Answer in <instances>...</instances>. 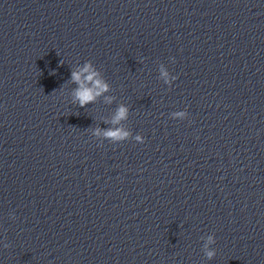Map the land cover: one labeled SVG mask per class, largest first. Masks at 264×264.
Returning a JSON list of instances; mask_svg holds the SVG:
<instances>
[{"label": "clouds", "instance_id": "clouds-1", "mask_svg": "<svg viewBox=\"0 0 264 264\" xmlns=\"http://www.w3.org/2000/svg\"><path fill=\"white\" fill-rule=\"evenodd\" d=\"M81 73H87V76L85 79L87 81L93 82L95 89H98V91H94L93 88L84 87L81 85L76 90L75 96L76 99L79 101V104L81 107L85 106L88 103L93 102L97 96L102 94V92L107 91V85L104 84L102 81L95 79L97 76V73L92 70V66L90 64H86L84 68L81 70V72H73L72 73V80L76 82L77 84H80L81 81ZM165 77L167 76V73L163 74ZM173 79H176V77H173ZM127 108L121 106L118 109L116 120H120L123 118H126L127 116ZM178 116L184 117L187 115V111L177 113ZM128 133L120 131V130H109L105 133V136L108 138H111L114 141H121L124 140L127 137ZM136 140L140 143L144 142V138L141 136H137ZM212 242V238L209 237V243ZM207 255L209 258H211L214 255L213 251H208Z\"/></svg>", "mask_w": 264, "mask_h": 264}]
</instances>
